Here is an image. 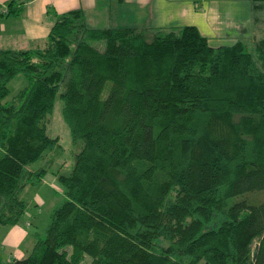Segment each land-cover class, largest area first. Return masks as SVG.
Returning a JSON list of instances; mask_svg holds the SVG:
<instances>
[{"label":"trees","instance_id":"16d2710c","mask_svg":"<svg viewBox=\"0 0 264 264\" xmlns=\"http://www.w3.org/2000/svg\"><path fill=\"white\" fill-rule=\"evenodd\" d=\"M250 1L256 22L264 0ZM253 41L92 26L74 8L43 47L0 48V224L22 219L25 187L49 171L31 164L61 146L48 132L58 98L80 147L56 173L66 198L45 235L0 264H264V200L236 198L264 191V36Z\"/></svg>","mask_w":264,"mask_h":264},{"label":"crops","instance_id":"0c3cea01","mask_svg":"<svg viewBox=\"0 0 264 264\" xmlns=\"http://www.w3.org/2000/svg\"><path fill=\"white\" fill-rule=\"evenodd\" d=\"M11 1L22 6L20 13H9ZM74 8H83L92 26L177 28L194 24L213 45L256 37L250 0H0V48L43 47L56 15ZM46 176L49 184L60 183L56 173H46L40 183L31 185L46 182ZM41 201L39 193L34 202L37 208ZM36 213L28 202L18 223L0 224L1 258H22L32 251L41 235Z\"/></svg>","mask_w":264,"mask_h":264},{"label":"rangeland","instance_id":"374dc122","mask_svg":"<svg viewBox=\"0 0 264 264\" xmlns=\"http://www.w3.org/2000/svg\"><path fill=\"white\" fill-rule=\"evenodd\" d=\"M255 16L257 17V20L255 22L254 33L255 36L259 38L264 36V10L260 9L255 11ZM253 40L254 38L243 39L249 50H254ZM26 84L27 78L25 74H18L9 83L10 94L6 100H10L11 97ZM62 104V100L58 98L54 111L50 114L48 120V132L52 136L60 137L61 146L58 149L48 151L44 157L31 164V168L33 169L41 166L47 167L49 169L48 174L50 175L58 172L69 173L74 164L76 153L80 149V147L75 145L72 141L70 128L63 116ZM45 181L46 182H42L40 185L35 187L28 184V187L22 193L24 197L26 195L28 196L26 198H29L28 202H30L31 208L37 210L36 222L38 230L42 236L46 233V227L50 220L52 211L66 198V194L61 183L49 184L47 176ZM39 193H41V196L43 197V202L41 201V205L37 208V203L34 202ZM236 198H247L252 202H259L264 200V191L248 192L237 196Z\"/></svg>","mask_w":264,"mask_h":264},{"label":"water","instance_id":"95a60500","mask_svg":"<svg viewBox=\"0 0 264 264\" xmlns=\"http://www.w3.org/2000/svg\"><path fill=\"white\" fill-rule=\"evenodd\" d=\"M257 252H258V244L255 245L254 250H253L254 257L257 255Z\"/></svg>","mask_w":264,"mask_h":264}]
</instances>
